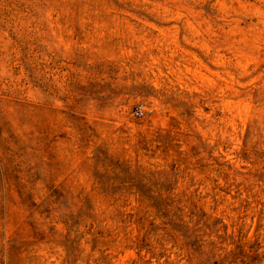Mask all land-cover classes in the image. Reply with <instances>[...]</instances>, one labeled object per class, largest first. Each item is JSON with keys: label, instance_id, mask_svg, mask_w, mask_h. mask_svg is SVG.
Instances as JSON below:
<instances>
[{"label": "rangeland", "instance_id": "374dc122", "mask_svg": "<svg viewBox=\"0 0 264 264\" xmlns=\"http://www.w3.org/2000/svg\"><path fill=\"white\" fill-rule=\"evenodd\" d=\"M0 264H264V0H0Z\"/></svg>", "mask_w": 264, "mask_h": 264}, {"label": "built area", "instance_id": "2783aa9c", "mask_svg": "<svg viewBox=\"0 0 264 264\" xmlns=\"http://www.w3.org/2000/svg\"><path fill=\"white\" fill-rule=\"evenodd\" d=\"M151 113L150 109H146L143 105H137L132 110V115L135 118H143Z\"/></svg>", "mask_w": 264, "mask_h": 264}]
</instances>
